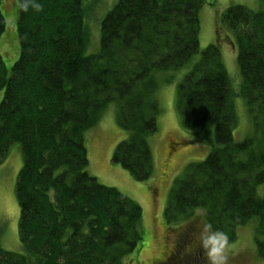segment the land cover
I'll use <instances>...</instances> for the list:
<instances>
[{
    "label": "trees",
    "instance_id": "16d2710c",
    "mask_svg": "<svg viewBox=\"0 0 264 264\" xmlns=\"http://www.w3.org/2000/svg\"><path fill=\"white\" fill-rule=\"evenodd\" d=\"M203 1L117 0L101 20L94 54L85 53L89 33L82 0H41L40 13L21 12L16 2L20 54L9 75L0 56V160L10 143H19L22 166L15 195L23 251L0 244V264H123L136 248L143 238L142 208L88 173L83 134L116 102V120L127 135L117 143L112 161L136 180L151 176L148 136L157 130L160 110L156 72L183 67L199 52ZM260 1L258 10L231 5L219 19L233 31L237 45L238 93L230 87L219 34L178 83L182 126L198 128L210 149L175 177L164 219L175 222L201 208L204 220L234 240L237 226L256 217L254 240L264 257V194L256 192L264 183ZM4 28L0 10V38ZM235 94L246 100L252 122L251 134L241 141L232 135ZM194 233V227H186L173 250L152 264H206Z\"/></svg>",
    "mask_w": 264,
    "mask_h": 264
},
{
    "label": "rangeland",
    "instance_id": "374dc122",
    "mask_svg": "<svg viewBox=\"0 0 264 264\" xmlns=\"http://www.w3.org/2000/svg\"><path fill=\"white\" fill-rule=\"evenodd\" d=\"M16 2L0 1V10L5 18V28L0 38V56L8 75L20 54ZM116 2L82 0L84 23L89 33L86 54H94L99 50L101 20ZM231 5H243L251 10L263 7L260 0H204L198 10L199 52L183 67L156 72L160 83L155 96L160 110L156 115L157 130L148 136L152 151V173L148 179L136 180L122 165L112 161L117 143L127 135V131L117 123L116 102H110L102 110L98 121L84 131L88 173L99 183L115 187L142 208L143 238L131 253L123 257V264H151L156 259L164 258L173 250L179 233L188 226L194 227L195 238L199 240L201 223L204 221L201 213H204V209L197 208L189 217L175 222L166 223L164 219V208L175 177L180 176L189 163L203 160L210 149L198 137V128L187 130L182 126L176 108V93L178 83L198 59L201 50L216 43L218 34L219 49L230 87L238 93L242 75L237 62V45L233 31L219 22L221 14ZM167 78L171 81H164ZM0 93L1 102L4 88L0 89ZM233 100L237 121L232 135L234 141H241L251 134L252 122L244 97L235 94ZM21 166L20 145L12 142L5 157L0 160V244L5 250L18 253L23 250L18 236L19 206L15 182ZM256 192L259 196L264 194V183L257 186ZM256 222V217H253L237 226L236 238L230 240L232 250L229 252V264H264V257L257 253L254 240Z\"/></svg>",
    "mask_w": 264,
    "mask_h": 264
},
{
    "label": "clouds",
    "instance_id": "9594fccd",
    "mask_svg": "<svg viewBox=\"0 0 264 264\" xmlns=\"http://www.w3.org/2000/svg\"><path fill=\"white\" fill-rule=\"evenodd\" d=\"M17 6L21 12L43 11L41 0H17ZM204 215L201 213V216ZM199 244L206 258V264H229V252L232 250V245L228 234L214 227L213 223L206 219L201 223Z\"/></svg>",
    "mask_w": 264,
    "mask_h": 264
},
{
    "label": "flooded vegetation",
    "instance_id": "af4514ba",
    "mask_svg": "<svg viewBox=\"0 0 264 264\" xmlns=\"http://www.w3.org/2000/svg\"><path fill=\"white\" fill-rule=\"evenodd\" d=\"M196 249V248H195ZM152 264V263H151Z\"/></svg>",
    "mask_w": 264,
    "mask_h": 264
}]
</instances>
